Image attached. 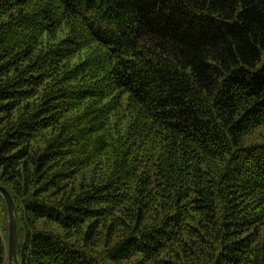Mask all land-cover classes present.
Returning a JSON list of instances; mask_svg holds the SVG:
<instances>
[{"label": "trees", "instance_id": "1", "mask_svg": "<svg viewBox=\"0 0 264 264\" xmlns=\"http://www.w3.org/2000/svg\"><path fill=\"white\" fill-rule=\"evenodd\" d=\"M0 186L19 264H264V0H0Z\"/></svg>", "mask_w": 264, "mask_h": 264}, {"label": "water", "instance_id": "2", "mask_svg": "<svg viewBox=\"0 0 264 264\" xmlns=\"http://www.w3.org/2000/svg\"><path fill=\"white\" fill-rule=\"evenodd\" d=\"M0 197L6 209V247L7 257L5 264H19L17 257V228L15 209L9 192L0 186Z\"/></svg>", "mask_w": 264, "mask_h": 264}, {"label": "rangeland", "instance_id": "3", "mask_svg": "<svg viewBox=\"0 0 264 264\" xmlns=\"http://www.w3.org/2000/svg\"><path fill=\"white\" fill-rule=\"evenodd\" d=\"M75 60H77V59H75ZM75 60H74V61H75ZM5 221H6V220H5ZM3 222H4V221H3V213L1 212V207H0V223L3 224Z\"/></svg>", "mask_w": 264, "mask_h": 264}]
</instances>
